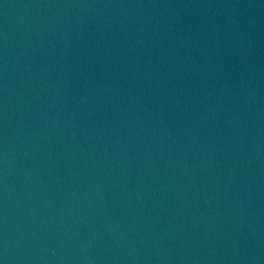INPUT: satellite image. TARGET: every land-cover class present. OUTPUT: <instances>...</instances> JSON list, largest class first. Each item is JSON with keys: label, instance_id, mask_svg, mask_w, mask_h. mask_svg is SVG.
<instances>
[{"label": "water", "instance_id": "95a60500", "mask_svg": "<svg viewBox=\"0 0 264 264\" xmlns=\"http://www.w3.org/2000/svg\"><path fill=\"white\" fill-rule=\"evenodd\" d=\"M0 264H264V0H0Z\"/></svg>", "mask_w": 264, "mask_h": 264}]
</instances>
